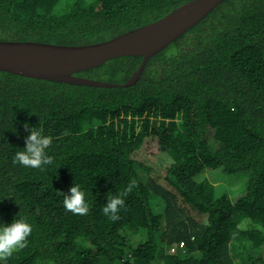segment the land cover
I'll return each instance as SVG.
<instances>
[{
    "label": "trees",
    "instance_id": "1",
    "mask_svg": "<svg viewBox=\"0 0 264 264\" xmlns=\"http://www.w3.org/2000/svg\"><path fill=\"white\" fill-rule=\"evenodd\" d=\"M188 1L0 0V40L103 42ZM143 58L74 73L115 86L0 70V223L32 225L0 264H264V0L221 1L125 85ZM29 128L52 165L13 162ZM213 169L250 171L243 193L218 194ZM72 183L85 214L64 206Z\"/></svg>",
    "mask_w": 264,
    "mask_h": 264
},
{
    "label": "water",
    "instance_id": "2",
    "mask_svg": "<svg viewBox=\"0 0 264 264\" xmlns=\"http://www.w3.org/2000/svg\"><path fill=\"white\" fill-rule=\"evenodd\" d=\"M223 0H190L158 20L112 39L85 45H61L34 40H0V70L65 83L115 86L117 83L76 76L117 56H144L125 85L142 74L150 56L187 32Z\"/></svg>",
    "mask_w": 264,
    "mask_h": 264
},
{
    "label": "clouds",
    "instance_id": "3",
    "mask_svg": "<svg viewBox=\"0 0 264 264\" xmlns=\"http://www.w3.org/2000/svg\"><path fill=\"white\" fill-rule=\"evenodd\" d=\"M51 144L52 138L41 129L29 128L25 144L15 152L13 162L31 168L52 165L53 157L48 154ZM85 197L86 191L83 186L80 183H72L68 191L63 192L64 206L74 213L85 214L89 208V202ZM123 204L124 200L119 195L113 196L109 198L102 211L111 215L112 219H116V213ZM31 230L32 225L26 216L0 223V258L8 257L14 250L23 247Z\"/></svg>",
    "mask_w": 264,
    "mask_h": 264
},
{
    "label": "rangeland",
    "instance_id": "4",
    "mask_svg": "<svg viewBox=\"0 0 264 264\" xmlns=\"http://www.w3.org/2000/svg\"><path fill=\"white\" fill-rule=\"evenodd\" d=\"M141 174H149L147 171H141ZM202 178L207 177L210 182L215 185L218 194L228 193L232 198L239 196L245 190L246 181L250 175V171H242L234 174L225 173L222 169L206 170L201 173ZM246 220L241 222L243 227L246 226ZM181 244V243H180Z\"/></svg>",
    "mask_w": 264,
    "mask_h": 264
},
{
    "label": "built area",
    "instance_id": "5",
    "mask_svg": "<svg viewBox=\"0 0 264 264\" xmlns=\"http://www.w3.org/2000/svg\"><path fill=\"white\" fill-rule=\"evenodd\" d=\"M184 243L183 242H181V245H183Z\"/></svg>",
    "mask_w": 264,
    "mask_h": 264
}]
</instances>
